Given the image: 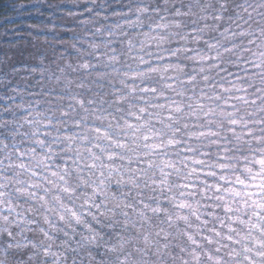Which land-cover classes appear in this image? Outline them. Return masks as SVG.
Listing matches in <instances>:
<instances>
[{"label": "clouds", "instance_id": "obj_1", "mask_svg": "<svg viewBox=\"0 0 264 264\" xmlns=\"http://www.w3.org/2000/svg\"><path fill=\"white\" fill-rule=\"evenodd\" d=\"M0 264H264V0H0Z\"/></svg>", "mask_w": 264, "mask_h": 264}]
</instances>
